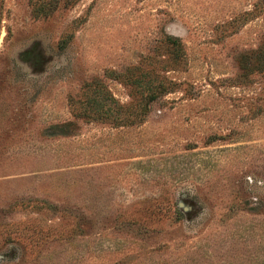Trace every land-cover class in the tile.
I'll use <instances>...</instances> for the list:
<instances>
[{
	"label": "rangeland",
	"instance_id": "1",
	"mask_svg": "<svg viewBox=\"0 0 264 264\" xmlns=\"http://www.w3.org/2000/svg\"><path fill=\"white\" fill-rule=\"evenodd\" d=\"M0 264H264V0H0Z\"/></svg>",
	"mask_w": 264,
	"mask_h": 264
},
{
	"label": "trees",
	"instance_id": "2",
	"mask_svg": "<svg viewBox=\"0 0 264 264\" xmlns=\"http://www.w3.org/2000/svg\"><path fill=\"white\" fill-rule=\"evenodd\" d=\"M166 91V89L164 90V89H162V90H159V89H152V93H151V95L149 96V98H148V101H147V103L146 104H144L143 106H144V108H146L147 107V105H149V104H151V103H153V102H155L161 95H163V93ZM141 105V104H140ZM139 105V106H140ZM141 107V106H140ZM122 109H123V107H119L118 109H117V111H116V114H117V117L116 118H123V117H120V114H121V112H122ZM138 118V117H137ZM124 120H127L126 118H124Z\"/></svg>",
	"mask_w": 264,
	"mask_h": 264
}]
</instances>
